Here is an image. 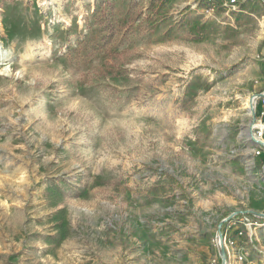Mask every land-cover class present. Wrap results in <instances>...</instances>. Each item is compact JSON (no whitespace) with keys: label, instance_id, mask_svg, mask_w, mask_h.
Listing matches in <instances>:
<instances>
[{"label":"rangeland","instance_id":"rangeland-1","mask_svg":"<svg viewBox=\"0 0 264 264\" xmlns=\"http://www.w3.org/2000/svg\"><path fill=\"white\" fill-rule=\"evenodd\" d=\"M205 1L0 0V264H264V0Z\"/></svg>","mask_w":264,"mask_h":264},{"label":"built area","instance_id":"built-area-1","mask_svg":"<svg viewBox=\"0 0 264 264\" xmlns=\"http://www.w3.org/2000/svg\"><path fill=\"white\" fill-rule=\"evenodd\" d=\"M233 1V0H232ZM258 99H260V106L258 108ZM254 111L258 113L259 117L255 118L253 122V128H252V135L249 136V140L252 144V152L254 157H262L264 156V97H257L255 101ZM256 114V113H255ZM240 219V216H237L236 219L229 220L228 218H225L224 221H227V224H224L223 228H221L222 237H220L219 233L216 236L215 242L219 245H228V244H235V241H233L231 238H229V235L232 230L231 223H237V220ZM248 221V226L251 229L252 223L248 217H244L242 220ZM241 220V221H242ZM239 221V222H241ZM244 234L243 230H239L237 227V238L241 237V235ZM227 247V246H226ZM228 249V248H227ZM243 252L234 253L235 260H242L244 258ZM216 259H213L209 262V264H216ZM232 260L229 255V257H226V264H231Z\"/></svg>","mask_w":264,"mask_h":264},{"label":"trees","instance_id":"trees-1","mask_svg":"<svg viewBox=\"0 0 264 264\" xmlns=\"http://www.w3.org/2000/svg\"><path fill=\"white\" fill-rule=\"evenodd\" d=\"M217 3V0H206L202 5L204 10H210L214 7V5ZM108 3H106L105 5H107ZM102 12L104 11L103 8L101 10ZM104 19L101 23V26L103 27L105 32V35L102 36V38H104V40L106 41L107 39L110 40V38L113 37V35L116 34V32L119 30L118 26L115 24V22H113V16L111 14H107L106 12H104ZM131 33V32H129Z\"/></svg>","mask_w":264,"mask_h":264},{"label":"water","instance_id":"water-1","mask_svg":"<svg viewBox=\"0 0 264 264\" xmlns=\"http://www.w3.org/2000/svg\"><path fill=\"white\" fill-rule=\"evenodd\" d=\"M259 97H264V92L259 96ZM231 217H228V219H230ZM223 223V222H222ZM221 226H222V224L220 225V227H219V235H220V237H222V232H221ZM222 254H223V264H226L225 262H226V256L224 255L225 254V250L224 249H222Z\"/></svg>","mask_w":264,"mask_h":264},{"label":"bare ground","instance_id":"bare-ground-1","mask_svg":"<svg viewBox=\"0 0 264 264\" xmlns=\"http://www.w3.org/2000/svg\"><path fill=\"white\" fill-rule=\"evenodd\" d=\"M256 101V97L255 99H250L248 100L247 104H248V107L252 110L253 109V106H254V102ZM253 128V125L251 124L250 128H247V130H250ZM252 134V133H251Z\"/></svg>","mask_w":264,"mask_h":264},{"label":"crops","instance_id":"crops-1","mask_svg":"<svg viewBox=\"0 0 264 264\" xmlns=\"http://www.w3.org/2000/svg\"><path fill=\"white\" fill-rule=\"evenodd\" d=\"M75 260L77 261L76 264H80V254L76 255Z\"/></svg>","mask_w":264,"mask_h":264}]
</instances>
